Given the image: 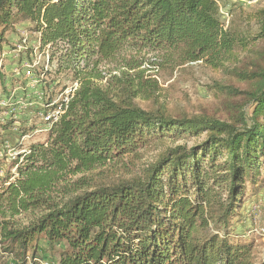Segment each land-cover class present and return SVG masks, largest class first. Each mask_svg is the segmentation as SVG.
Masks as SVG:
<instances>
[{
    "label": "trees",
    "instance_id": "trees-1",
    "mask_svg": "<svg viewBox=\"0 0 264 264\" xmlns=\"http://www.w3.org/2000/svg\"><path fill=\"white\" fill-rule=\"evenodd\" d=\"M223 17L220 0H0V44L27 23L56 63L53 74L79 84L47 141L19 142L0 178L8 264H264L241 225L246 200L263 186L264 72L243 75L256 85L233 90L248 103L227 121L135 102L158 89L142 55L211 63L264 43V8L250 15L256 30L248 33ZM113 61L118 75L105 85L102 67ZM13 127L0 124V135ZM154 145L162 149L140 177L104 184L85 176ZM22 215L31 219L19 223Z\"/></svg>",
    "mask_w": 264,
    "mask_h": 264
},
{
    "label": "rangeland",
    "instance_id": "rangeland-1",
    "mask_svg": "<svg viewBox=\"0 0 264 264\" xmlns=\"http://www.w3.org/2000/svg\"><path fill=\"white\" fill-rule=\"evenodd\" d=\"M220 6L225 24L239 30L241 33H248L256 30L250 20V15L264 8V0H220ZM26 24H20L14 31H8L5 34V40L0 44L2 47L0 61L4 52H12L14 49H18L21 51L18 59L26 58L25 60L34 64L33 71L41 78L42 73H45L47 55H43L38 50V45L34 44L37 41V34L30 32L27 29L28 24L27 26ZM23 39L28 42L26 46L33 47V50L28 52V56H26L28 46H22L24 45ZM19 46H22V48H19ZM10 57L12 58L11 55ZM142 58L145 61L146 79L156 81L158 89L152 96L140 93L135 102L141 108L145 110H165L174 117L209 116L227 121L248 103L246 95L237 96L234 91L249 92L256 85V81L245 78L243 75L248 74L249 76L264 72V43L261 42L255 47L238 49L235 53L226 55L222 59L211 63L199 61L179 65L180 57L178 58L177 54H149L142 55ZM167 60L170 64L165 63ZM10 64L13 63L6 59L2 68L5 79L3 84L0 83V95L5 96L10 91L15 90L20 97L26 94L23 103L28 108L38 106V100L34 92L31 90L23 92L21 90L24 81L15 79ZM55 66L56 63L54 62L51 65L52 71H50V74H45L43 79L44 83L47 84V89L50 88L49 93L53 97H57L65 88L76 82L69 76L54 75ZM119 66H121L120 61H113L102 67V70L107 73L106 80L103 82L105 85H110L111 76L118 75ZM108 73L111 74L108 75ZM32 120L34 125L41 124L40 128L44 127L43 121L39 117H32ZM11 121L14 124V121ZM19 129L18 132L12 129L0 135V178L8 170H11V164L15 160L12 156L17 154L15 157L17 158L18 151L15 150V147L19 142L27 146L30 142L43 143L47 141L48 131L46 132L43 129L39 130L40 132L33 138L20 140L23 137ZM194 143L195 140H191L187 143L178 144H187L191 147ZM5 145L9 148H5ZM161 149L162 146H151L147 150L140 151L137 155L127 156L121 161L99 167L85 176L104 184L132 180L142 175L144 169L156 159ZM13 172H16V168L13 169ZM77 178L79 176L75 180ZM261 180L263 184L261 193L248 198L243 206L242 216L245 217V221L241 225L244 224L248 229L256 225L264 228V169L262 170ZM30 219L31 216L28 215L17 218L18 222L22 224H26ZM251 239L255 241L256 258L262 260L264 258V236L251 235ZM50 255L53 256V254ZM8 260L9 256H3L0 253V262H7L8 264ZM48 261L49 263L52 262L49 259Z\"/></svg>",
    "mask_w": 264,
    "mask_h": 264
},
{
    "label": "built area",
    "instance_id": "built-area-1",
    "mask_svg": "<svg viewBox=\"0 0 264 264\" xmlns=\"http://www.w3.org/2000/svg\"><path fill=\"white\" fill-rule=\"evenodd\" d=\"M24 45L26 46L28 43L25 39L22 40ZM19 46V48H22ZM27 47V46H26ZM20 52L18 49H14L12 52H4L1 56L0 68L3 71L4 63L7 60L11 61V72L14 75L15 79L23 80L24 86L21 87L23 92H27L31 90L36 94L37 105L33 108H28L23 103V98L26 94H23L22 97L18 96L15 90L10 91L6 94L0 102L1 107V115H0V123L5 124L9 120L14 121V130L18 132V129L21 127H33L32 135L25 136L21 138V140H28L34 137L43 129L44 131H48L55 123H57L61 117L65 114L67 106L70 100L73 98L75 92L77 91L79 84L78 82L72 83L69 87L65 88V90L58 95L57 97H53L49 93V89H47V84L44 83L43 79L47 71H52L51 65L49 64V57L47 54V65L45 67V73L41 78L36 75L35 71H33L34 64H31L27 60H20L18 57L20 56ZM12 56V58L10 57ZM11 58V60H10ZM4 62V63H3ZM50 67V68H49ZM32 117H39L41 121H43V128H40V125L33 124ZM5 148H9V146L5 145ZM17 154L12 156L13 160L16 159ZM257 209V208H255ZM248 235H258L264 236V228L259 226H254L248 232ZM45 264H50L49 262H45Z\"/></svg>",
    "mask_w": 264,
    "mask_h": 264
},
{
    "label": "crops",
    "instance_id": "crops-1",
    "mask_svg": "<svg viewBox=\"0 0 264 264\" xmlns=\"http://www.w3.org/2000/svg\"><path fill=\"white\" fill-rule=\"evenodd\" d=\"M6 132V131H5ZM252 201H254V200H252Z\"/></svg>",
    "mask_w": 264,
    "mask_h": 264
}]
</instances>
